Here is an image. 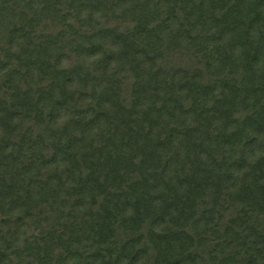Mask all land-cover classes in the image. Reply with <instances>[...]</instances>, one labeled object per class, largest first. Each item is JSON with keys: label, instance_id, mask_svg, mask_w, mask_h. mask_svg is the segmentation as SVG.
<instances>
[{"label": "trees", "instance_id": "obj_1", "mask_svg": "<svg viewBox=\"0 0 264 264\" xmlns=\"http://www.w3.org/2000/svg\"><path fill=\"white\" fill-rule=\"evenodd\" d=\"M0 264H264V0H0Z\"/></svg>", "mask_w": 264, "mask_h": 264}, {"label": "rangeland", "instance_id": "obj_2", "mask_svg": "<svg viewBox=\"0 0 264 264\" xmlns=\"http://www.w3.org/2000/svg\"><path fill=\"white\" fill-rule=\"evenodd\" d=\"M74 25V24H73ZM72 26V25H71ZM52 30L54 31V30H56V29H54V28H52ZM161 53H163V56H165V57H167L169 54V52L167 51V50H165V49H163V50H161Z\"/></svg>", "mask_w": 264, "mask_h": 264}]
</instances>
